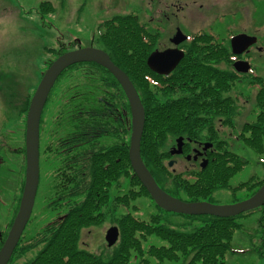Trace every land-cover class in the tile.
Returning a JSON list of instances; mask_svg holds the SVG:
<instances>
[{
  "label": "trees",
  "instance_id": "obj_1",
  "mask_svg": "<svg viewBox=\"0 0 264 264\" xmlns=\"http://www.w3.org/2000/svg\"><path fill=\"white\" fill-rule=\"evenodd\" d=\"M39 7L40 10L51 9V3L48 0L41 1ZM96 31L94 43L128 75L141 99L144 123L139 151L141 159L161 188L175 196H180V191L185 190L188 196L205 197L209 194V188L222 185L224 176L232 175L244 167L248 159L237 152L233 154V165L221 167L223 169L220 172L212 168L214 158H210L208 165L201 168L203 172L199 182H194V185H189L183 179L179 169L170 168L166 156L171 154L167 148L173 143L175 133L188 130L190 125L184 124L196 119L191 114L207 106V103H198L197 100L192 102L183 96L161 100L160 88L156 83H148L146 78V74L153 76L155 80L157 76L145 63L147 51L156 34L135 13L111 14L99 21ZM210 37L208 33L190 34L191 41L186 47L193 51L186 56L184 54L185 58L178 66L179 73L181 70L186 72L191 67L194 71L202 72L204 61L201 60L203 51L200 48L209 45L204 41H208ZM224 48L225 51L216 49L210 54L222 55L228 61L226 54L229 49L226 44ZM65 50L63 46L50 49L53 58ZM185 64V68H181ZM78 65L90 66L96 72L92 71L91 75L84 76V84L79 87L80 95L74 93L75 90L62 94L61 100L64 98L66 102L57 109L55 123L60 126L64 122L68 126L69 132L66 134L69 136L58 133L61 138L68 137L60 139L57 145L61 149L62 160L54 174H59L60 177L53 181L55 196L47 203L48 209L66 210L20 244L22 234L6 264L13 262L14 254L20 259L25 258L21 264H125L130 260L132 251L135 252L133 256H136L138 264H163L164 259L177 261L180 256L186 259L185 264H222L226 252L238 250L231 246L234 230L242 225L237 217L255 210L261 212L256 217V225L251 228L255 229L258 240L262 241L260 245L264 244V204L235 215L178 212L186 217L199 218L200 223L190 229L170 225L168 218H164L160 212L151 213L145 219L132 215L130 206H137L130 205L129 201L136 196L150 194L128 159L127 100L115 77L103 65L92 61L78 62L67 69H74ZM176 79L180 83L181 76ZM260 85L262 86L254 101L258 113L250 122L239 126L234 138L247 142L261 158L257 162L264 164V84ZM176 88L171 86L173 90ZM191 132H186L190 139L195 135ZM23 172L24 168L20 172L22 176ZM249 178L250 184L246 185L248 189H254L264 181V175L258 179L253 176ZM156 206L162 211H169L158 204ZM106 214L119 228V234L112 244V252L105 257L102 252L89 251L80 245V228L83 224L100 220ZM7 227L2 229L1 238L6 234ZM147 235H154L165 242L155 244L148 241L145 245L143 240ZM260 252L258 249V253Z\"/></svg>",
  "mask_w": 264,
  "mask_h": 264
},
{
  "label": "rangeland",
  "instance_id": "obj_2",
  "mask_svg": "<svg viewBox=\"0 0 264 264\" xmlns=\"http://www.w3.org/2000/svg\"><path fill=\"white\" fill-rule=\"evenodd\" d=\"M41 1L47 0H0V230L9 226V221L16 213L14 207L18 205L17 198L23 184L21 180H24L20 172L22 168H25L26 109L28 100L40 80V74L55 58L52 57L50 49L60 46L64 49H72L89 45L99 48L100 46L94 43L99 21L114 13L129 12L135 13L137 18L141 22L145 21L149 27L158 26L161 40L169 33L168 28L162 27L166 19L161 12L167 13L171 24L180 26L187 33L204 25L207 22L206 19L199 26H196L194 22L201 17L206 18L205 15H207L209 20H214V29L217 27L222 34L227 26L234 25L232 30L235 31L248 25L250 30L257 28L258 34L264 35V0H48L51 3V9L40 10ZM174 4L182 5V9L177 10ZM184 12H188L187 15L191 18L185 20L181 16ZM255 67L258 74L264 77V57H257ZM92 71L96 72L90 66L84 65L67 69L58 77L47 97L41 112L42 125L40 124L39 127L41 150L39 152L41 163L39 188H37L30 218L23 228L24 233L20 244H23L36 230L42 228L47 221L64 214L66 210V208L54 210L47 208V203L52 199L51 197L55 196L52 193L55 187L51 182L56 163L48 160L54 157L52 155L48 157L49 155L42 151L41 146L53 135L62 134L68 130L64 122L60 126L55 123L58 117L57 109L66 102L64 98L61 100L62 94L65 91L72 93L75 90L74 93L80 95L79 87L84 84L86 78L84 76L91 75ZM243 88L246 93L247 88L245 86ZM250 106L253 108V100L249 101L246 108ZM252 116L251 111H245L239 115L235 123L249 120ZM238 131V128L232 129L233 149L242 156L246 155L248 160L244 168L234 174L233 180L244 179L251 172L255 175L256 171L261 170L259 173L264 171V164L256 161L258 155L248 145L234 138V134ZM48 189H51L49 194H47ZM217 190V196L214 197L216 202L222 204L232 200L230 193L221 189ZM180 192L183 199L191 197L185 193V190ZM248 192V189L238 191L237 196L246 195ZM129 204L137 206L136 208L130 206L129 210L132 215L140 218L145 219L151 213L160 212L164 218H168L170 225L178 228L190 229L200 223L199 218L158 209L150 195L136 196L129 201ZM260 212L255 210L245 216L237 217L242 225L234 230L231 246L238 250L226 252L222 264L264 263V244L260 245L262 241L258 240L255 229L251 228L256 225L255 220ZM110 224L111 219L107 214L100 220L83 224L80 228V245L89 251L102 252L106 257L112 252V246H108L104 239L106 227ZM148 241L155 244L165 242L154 235H147L143 243L146 245ZM258 249L261 250L260 253ZM134 253L132 251L130 260L125 264H138L136 256H133ZM12 259L11 264H21L25 258L20 259L14 254ZM185 261L186 259L180 256L177 261L164 259L162 263L185 264Z\"/></svg>",
  "mask_w": 264,
  "mask_h": 264
},
{
  "label": "flooded vegetation",
  "instance_id": "obj_3",
  "mask_svg": "<svg viewBox=\"0 0 264 264\" xmlns=\"http://www.w3.org/2000/svg\"><path fill=\"white\" fill-rule=\"evenodd\" d=\"M176 9H182V5L174 4ZM188 12H184L181 14L183 18L186 20L189 19L190 16L187 15ZM161 15L165 17L166 23L162 26L163 28H168L169 33L166 38L160 39V29L158 26L150 27L154 30L156 37L153 39L151 48L147 51H162L168 48L176 47L177 49L182 50V55L177 60V63L171 67L167 72H155L151 70L155 75V78L151 75L146 74V78L148 79V83H156L157 87L160 88V96L161 100L172 98H178L183 96L186 100H190L192 102H206L207 106L202 109L195 110L192 117L196 119L192 123L184 124V126L190 125L188 130H184L181 132H176L175 137H181V151L171 153L170 149H173L175 141L172 140L173 143L168 146V150L171 156H168V159H172L173 162L169 166L172 168H177L181 171V175L184 180L189 182V185H194L199 182V178L203 172L201 170L202 167L208 165L210 158L213 159V169L220 172L226 166L233 165V154L236 152L233 149V134L232 129L240 128L239 126L242 123L250 122L253 116L258 113V107L254 104L255 98L259 93L258 90L260 88V84H264V77L258 74V70H256L255 64L257 61V57H264V35H259V30L257 28L250 30L251 28L246 25L242 26L241 29H236L233 31L232 29L235 27L232 25L231 27H225V31L222 34L219 32L217 27L213 28L214 20H209L207 15L205 17H201L198 20H195L196 26L201 25V23L206 19L207 22L204 23L201 27H197L196 29L191 30L189 33L185 32L180 26L173 25L170 22V18L165 12H161ZM191 18V17H190ZM169 19V20H168ZM167 23H169L167 25ZM180 28L181 31L186 35L184 40L179 41V43H174L171 39L176 29ZM212 32V33H211ZM208 33L210 34V39L208 41H204V43H209V45L202 46L201 51H203L201 60L202 62V72L194 71L192 67L184 72L183 70L178 72V66L181 61L185 58V56L193 51V49H188L187 44H189L190 34L193 36L194 34ZM236 33H244L251 36H255V41L244 46L240 51L232 52V48H230L229 40L231 35H235ZM219 43V44H214ZM226 47L231 52H227L226 56L228 61L224 60L222 55L216 56L215 54L211 55L210 53L216 49H222L225 51ZM220 45V46H217ZM147 53V55H148ZM184 57V58H183ZM191 57V56H189ZM223 57V58H222ZM234 63H237L239 68H236ZM147 64V63H146ZM244 66L247 65L246 70H242ZM185 65H182L181 68H185ZM181 76V81L178 83L177 79ZM261 81V82H260ZM171 86L177 87L176 89H171ZM247 88L246 93L244 92V88ZM186 94V95H185ZM253 100V108H246L249 104V101ZM245 111H251L253 115L249 120H242L239 124L235 123V120ZM41 124V122H40ZM42 125V124H41ZM129 128H130V120H129ZM190 130V131H189ZM192 131V132H191ZM69 130L65 131L63 136L68 135ZM129 132V131H128ZM186 132L195 133L193 138H188ZM61 135L55 134L52 138H48L47 142L41 146L42 151L49 155L50 157H54V159H48L54 161L56 164L53 168L52 172V182L56 180V177H60L59 174H54L61 164V149L59 148L58 142L60 139H64L60 137ZM129 136V134H128ZM235 137V134H234ZM236 139V138H235ZM128 140V138H127ZM40 141V136H39ZM239 141V140H238ZM241 141V140H240ZM264 141V140H262ZM242 144L248 145L247 142H242ZM39 147V143H38ZM56 147L58 148L56 150ZM251 148V147H250ZM40 150V147H39ZM38 150V158L39 152ZM58 152V153H57ZM255 153V152H254ZM239 154V153H238ZM240 155V154H239ZM258 155V153H256ZM261 155V154H260ZM242 156V155H241ZM248 158L246 155L242 156ZM207 159L204 165H201L200 162L202 159ZM256 161H261V158L257 157ZM39 174L41 172V163L39 158ZM245 165V163H244ZM176 166V167H175ZM244 168V167H243ZM242 168V169H243ZM241 169V170H242ZM240 171V170H239ZM261 171V170H260ZM259 171V172H260ZM256 171L249 173L246 177L240 178L239 180H233L232 175H226L223 177L224 182L222 185H215L208 189L209 194L205 197L197 196V197H188L186 200H207L210 202H216L214 199L217 196V189L225 190L227 193L231 194L232 200L225 201V203L235 202L237 199L245 198L248 193L253 192L254 189L246 188V185L250 184L249 176L253 175L255 179H258L260 176L264 175V171L259 173ZM38 174V175H39ZM40 180V175H39ZM39 180L37 187L39 185ZM218 183V182H217ZM50 184V185H51ZM188 185V186H189ZM195 187V186H194ZM39 188V187H38ZM199 188V186H197ZM46 189V188H45ZM44 189V190H45ZM248 189V193L237 196V192L241 190ZM38 190V189H37ZM48 193H50L51 189H48ZM21 192V191H20ZM55 194V189L52 191ZM53 198V197H51ZM50 198V199H51ZM19 201V200H18ZM220 203V202H216ZM223 204V203H222ZM17 208V207H16ZM29 219V218H28ZM48 222V221H47ZM11 223V222H10ZM10 225V224H9ZM111 225H116L111 222ZM108 226V227H109ZM117 226V225H116ZM9 227V226H8ZM7 227V229H8ZM107 228V227H106ZM118 228V227H117ZM6 229V231H7ZM119 229V228H118ZM106 232V230H105ZM24 233V232H22ZM2 230H0V243L2 242ZM119 234V230H118ZM105 235V233H104ZM118 237V236H117ZM21 238V237H20ZM105 239V238H104ZM117 239V238H116ZM115 239V241H116ZM107 243V241H106Z\"/></svg>",
  "mask_w": 264,
  "mask_h": 264
},
{
  "label": "water",
  "instance_id": "obj_4",
  "mask_svg": "<svg viewBox=\"0 0 264 264\" xmlns=\"http://www.w3.org/2000/svg\"><path fill=\"white\" fill-rule=\"evenodd\" d=\"M185 34L177 28L171 39L174 43L184 40ZM255 36L244 33H237L230 38V48L232 52L240 51L247 44L254 42ZM182 50L176 47L168 48L162 51H152L146 57V63L149 68L155 72H167L173 67L177 60L182 55ZM78 61H94L99 65L105 66L109 73L114 76L122 88L125 98H127L128 109H130V135L128 139V159L136 172L140 182H142L157 204L165 210L182 212L186 214H201L209 213L219 216L235 215L246 209L257 207L264 203V181L257 189L246 198L235 200L232 203H216L204 199L201 200H184L176 197L165 191L155 181L150 170L146 167L143 159H141L139 151V139L142 133L144 123V109L142 108L140 97H138L135 87L132 85L128 75H126L116 64H114L108 54L101 48L89 46H77L74 49H67L56 55V57L48 63L40 76V80L34 88V92L29 99L25 116L24 128V181L22 191L19 196L17 211L11 220L7 234L0 244V264H6L10 259L16 243L21 235L28 217L31 213V208L34 203V196L37 190L39 180V164H38V129L41 110L45 104L46 96L49 89L56 80V77L67 68L68 65L78 63ZM236 68L237 63H234ZM247 65L242 70H246ZM176 144L171 153L181 151V137L175 139ZM207 159H203L200 163L204 165ZM173 160H169L168 164H172ZM104 235L108 245H112L118 236V228L116 225H111L106 228Z\"/></svg>",
  "mask_w": 264,
  "mask_h": 264
}]
</instances>
